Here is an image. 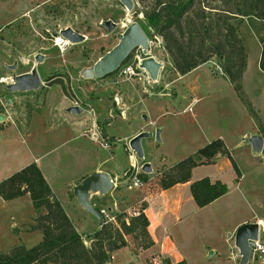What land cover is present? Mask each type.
Masks as SVG:
<instances>
[{
	"label": "crops",
	"instance_id": "crops-1",
	"mask_svg": "<svg viewBox=\"0 0 264 264\" xmlns=\"http://www.w3.org/2000/svg\"><path fill=\"white\" fill-rule=\"evenodd\" d=\"M167 60L168 65H171L167 72L170 76L163 78L158 69L156 79L152 80L155 84L152 86H157L158 89L152 87L147 94L155 98L177 97L178 95V100L176 102L171 100L159 103L149 102L143 110L135 111L129 108L128 111L120 110L122 111L120 114L115 110L113 113L114 107L108 106L106 114H110L108 116L111 118L107 123L115 125L116 134L105 133L101 124L98 123V118L95 117L96 112L91 102L97 97V85H84L80 90H75L80 93L81 105L71 101L63 92H60L62 98L58 104L46 103L44 100L40 104L30 100L23 104L14 99L8 107H5L8 113H0V180L24 165L34 162L74 228L80 233L84 244L88 245L89 235L99 226V222L92 213L78 204L72 194V187L83 176L91 172L105 171L110 176L113 185L103 194H91L89 200L92 206L95 209L104 208L111 215L116 212L131 215L133 211L137 212L143 206L142 211L147 219L145 229L152 241L148 247L161 255L169 264L179 260L190 264L193 257L206 259L212 256L226 264H237L236 250L232 248L231 243L229 253L225 257L218 254L214 246L203 241L199 244L197 235L190 228L191 217L201 208L225 196L230 189L239 188L242 173L238 168L239 163H236L233 158L232 149L244 148L243 151L246 156H249L250 163L264 170V137L251 114L247 112L245 103L238 106L241 110L240 117L245 121L243 126L237 128L236 111L234 112L232 107L228 111L225 101L222 108L224 107L230 115L226 118L227 123L224 125L221 123L218 127L202 126L200 118H202L201 112L204 107L202 104L198 105L202 95H196V93L202 87L206 92L213 90L219 92L223 88H233L232 83L221 69L217 71V68H213L210 59L184 73L177 72L169 58ZM246 67L245 62L241 85ZM83 94L84 97H82ZM72 104L79 106L81 110L76 113L68 111L67 107ZM120 104L123 106L122 102ZM196 104L197 107H195ZM119 106L121 105H115L118 109L122 108ZM111 113L114 115L112 116ZM168 114L175 116L172 135L177 142L176 147L188 151L181 156L178 152L174 158L177 159L175 161L161 160L160 155L162 154L153 160L150 154L151 145L160 140H167L169 137V125L172 123ZM128 115H132L133 122L129 120ZM232 115L234 123H232ZM10 116L11 121L8 119ZM261 123L264 124L262 121ZM155 128L159 129V140L154 139ZM141 130L151 133L149 137L140 140L142 158L150 166L149 177L153 174H160L161 171L169 172L172 163L194 153L197 148L214 138L221 139L226 152L216 153L205 162L191 166L188 180L176 181L167 187L160 186L147 196L143 186L131 187L123 176L127 168L133 165L139 167L138 165L141 164L127 143L132 135ZM246 133H257L263 137L262 148L259 152L252 151L250 144L243 141L242 137ZM110 136L112 139L106 142L104 137ZM104 150L112 154L104 155ZM249 154L257 155L258 159H254ZM228 175L230 178H227ZM203 176L211 182L218 179L225 183L227 190L206 204L197 206L191 195L189 184ZM260 177L264 180V173ZM227 179H230L229 184H226ZM15 207L18 210H10ZM0 208L6 209L9 215H16L15 217L20 221L17 227L20 231H34L36 237L41 238L40 230L28 228V224L35 215V210L27 192L9 199H3L0 196ZM257 208L259 214H252L240 221H257L260 232L261 227H264V202L262 200L257 203ZM209 248L212 249L209 250ZM143 257L127 245H122L111 251L105 264H147Z\"/></svg>",
	"mask_w": 264,
	"mask_h": 264
},
{
	"label": "rangeland",
	"instance_id": "rangeland-1",
	"mask_svg": "<svg viewBox=\"0 0 264 264\" xmlns=\"http://www.w3.org/2000/svg\"><path fill=\"white\" fill-rule=\"evenodd\" d=\"M149 1L132 0V7L127 9L119 0H0V113L7 114L5 107H8V104L12 103L14 99L23 104L28 100L39 102V104L43 100L46 103L58 104L62 98L60 92H63L71 101L81 105L80 93L75 90H80L84 85H97V97L91 102L96 112L95 117L98 118V123L101 124L105 133L116 134L115 125L107 123L111 118L108 116L110 114H106L108 106L112 105L114 107L112 112L114 113L115 110L120 114L122 113L120 110L129 108H133L135 111L143 110L149 102L159 103L167 100L176 102L178 95L177 97H151L147 92L155 84L150 78L146 80L142 75L122 77L118 74L117 68L100 77L78 78L79 70L91 65L102 53L113 46L117 41L116 33L120 32L124 25L130 21H136L148 38L145 55H151L161 63L159 72L163 78L170 76L167 72L171 65H168V57L163 49L162 39L147 25L142 14L143 8L149 4ZM104 20L112 21L113 27L107 30L102 24ZM233 23L246 53L247 67L242 85L240 78V86L258 117L264 122V72L258 66L259 51L264 45V18L244 15L235 18ZM66 26L84 34V38L77 42L64 41L59 30ZM58 38L63 40L59 44L56 43ZM37 53L42 55L41 61H36ZM136 53H138V49L132 48L122 62L131 59ZM142 55L145 56L144 53ZM210 60H212L213 68L221 69L218 59L211 57ZM13 62L16 63L14 68L6 66ZM32 65L36 67L41 80L40 85L34 89L12 91L11 101L6 102L5 95L8 91L5 84L11 81L13 74L29 71ZM154 88L158 89L157 86ZM130 89L133 90L130 91ZM204 90L205 88L202 87L196 93V95H202L198 102V105L202 104L204 107L201 112L202 118H200L202 126L218 127L221 123L226 124V118L230 116L226 109L231 107L234 112L236 111L237 128L243 126L245 121L240 117L241 110L238 106L244 105V101L234 87L223 88L219 92ZM224 101L226 109L222 108ZM120 102L123 103V106ZM115 105H121L119 107L122 108L118 109ZM111 115L114 114L111 113ZM167 116L172 123L169 125V137L167 140H160L151 145L150 154L153 160L162 154L160 155L161 160L175 161L177 159L174 158L178 152L181 156L188 151L176 147L177 142L172 135L175 116L174 114ZM128 117L133 122L132 115H128ZM231 118L234 123V116L232 115ZM8 119L11 121V116ZM262 125L264 126L263 123ZM104 139L107 142L112 137H104ZM243 149H232L233 158L236 163H239L238 168L242 173L239 188L230 189L225 196L213 204L201 208L191 217L190 228L197 235L199 244L203 241L214 246L222 257L229 253V245L233 243V231L238 224L242 223L240 220L250 217L252 214H259L257 203L260 200L264 202V180L260 177L264 170L251 164L249 156L245 155ZM107 151L104 150V155L112 154ZM249 155L258 159L257 155ZM138 162L142 164L144 158H139ZM141 164L138 165L136 174L141 181L138 187L143 186L142 188L148 196L160 187L159 179L165 172L161 171L160 174H153L149 177V171L144 172L140 169ZM134 170L135 165L127 168L126 175H123L129 183V173ZM227 178H230L229 175ZM229 180L227 179L226 184H229ZM131 187L135 186L131 185ZM10 210L18 209L15 207ZM9 214L6 209L0 208V251L8 250L15 242L28 247L39 240L34 231H20L17 228L20 221L17 220L16 215ZM128 215L126 213L125 220ZM112 216L113 219L110 221L115 223L114 215ZM259 236L264 240L262 230L259 232ZM124 237L126 241L124 245H127L135 253L143 255L147 264H169L162 256H160L161 263L153 262L147 258L149 253L155 258H159V256L151 248L142 247L143 241L140 235L135 239L130 234H124ZM232 248H234L233 245ZM214 257L206 259L193 257L190 264H226Z\"/></svg>",
	"mask_w": 264,
	"mask_h": 264
},
{
	"label": "trees",
	"instance_id": "trees-1",
	"mask_svg": "<svg viewBox=\"0 0 264 264\" xmlns=\"http://www.w3.org/2000/svg\"><path fill=\"white\" fill-rule=\"evenodd\" d=\"M142 14L147 25L160 35L163 49L177 72L184 73L211 57L219 60L222 72L243 99L264 137V126L240 86L246 53L233 23L244 15L264 18V0H150ZM258 66L264 71V45L259 51ZM225 152L221 139L210 140L172 163L170 171L159 179L160 186L188 180L191 166ZM189 189L197 206H202L227 187L218 179L211 182L203 176L191 181ZM26 192L35 210L28 228L40 230L41 238L28 247L18 243L0 251V264H105L111 251L125 244L124 234L133 239L140 235L142 247L152 243L141 206L127 220L125 212L114 214L115 223L101 218L99 226L89 235V244H84L34 162L0 180L3 199ZM262 234L264 237V228ZM172 264L187 263L179 260Z\"/></svg>",
	"mask_w": 264,
	"mask_h": 264
},
{
	"label": "water",
	"instance_id": "water-1",
	"mask_svg": "<svg viewBox=\"0 0 264 264\" xmlns=\"http://www.w3.org/2000/svg\"><path fill=\"white\" fill-rule=\"evenodd\" d=\"M127 9L132 7V0H119ZM102 24L106 27L107 30L113 27V22L110 20H104ZM61 37L66 39L69 42L81 41L84 38V34L79 33L66 26L59 30ZM117 41L111 46L108 50L102 53L91 65L82 67L79 70L78 78H92L100 77L105 74L110 73L116 69L123 59L128 55L132 48L139 46L144 55L147 52L148 38L145 33L142 31L140 26L136 21H130L124 25L123 29L120 32L116 33ZM36 61L42 60V55L37 53L35 55ZM160 62L156 60L151 55H145L139 66L142 67L148 77L151 80H155L157 77L158 69L160 67ZM8 68H14L16 63L6 65ZM219 71V68H217ZM41 83L39 75L37 73L36 67L31 66L29 71L21 72L18 74H13L11 81L5 84V87L8 91L5 95L6 102H10L12 99V91L16 90H28L37 88ZM67 110L76 113L81 109L77 105H69ZM151 133L147 130H141L134 135H132L127 143L130 149H132L135 155L138 158H142L143 151L141 147L140 140L144 137H149ZM154 139L159 140V129H154ZM243 141L248 142L252 151L259 152L262 148L263 137L257 133H246L242 137ZM140 169L144 172L150 170L149 163L144 161ZM113 183L105 171H94L85 176H83L77 183L72 187V194L75 197L81 207L92 213L97 221L100 222L101 217L97 209H95L89 198L91 194H103L107 192ZM264 227H261V230ZM259 232V223L257 221H246L238 224L233 231V243L236 250V255L238 257L237 264H246L250 248L249 240L256 239Z\"/></svg>",
	"mask_w": 264,
	"mask_h": 264
},
{
	"label": "built area",
	"instance_id": "built-area-1",
	"mask_svg": "<svg viewBox=\"0 0 264 264\" xmlns=\"http://www.w3.org/2000/svg\"><path fill=\"white\" fill-rule=\"evenodd\" d=\"M137 49L138 53L134 54L131 59L119 64V66L117 67L118 74L122 77L142 75L146 80H149L146 71L139 66V63L144 56L142 55V51L139 46H137ZM137 171V166H135V170L130 171L129 173L130 184L135 187H138L141 183L140 179L136 175ZM123 174L126 175L125 171ZM98 213L101 215L103 221H110L113 219V216L111 214H108L104 208H99ZM135 213L136 211H133V214ZM249 248L250 253L246 264H264V240L259 236V234L256 239L249 240ZM156 255L159 256V258L161 256L158 253H156ZM147 258H149L153 262L161 263V258H155L151 255V253L147 254Z\"/></svg>",
	"mask_w": 264,
	"mask_h": 264
},
{
	"label": "bare ground",
	"instance_id": "bare-ground-1",
	"mask_svg": "<svg viewBox=\"0 0 264 264\" xmlns=\"http://www.w3.org/2000/svg\"><path fill=\"white\" fill-rule=\"evenodd\" d=\"M62 39H63V38H62ZM62 39L58 38L57 41H56V43L59 44V43L62 42L63 40L67 42V40H65V39L62 40ZM260 223H261V222H260Z\"/></svg>",
	"mask_w": 264,
	"mask_h": 264
},
{
	"label": "flooded vegetation",
	"instance_id": "flooded-vegetation-1",
	"mask_svg": "<svg viewBox=\"0 0 264 264\" xmlns=\"http://www.w3.org/2000/svg\"><path fill=\"white\" fill-rule=\"evenodd\" d=\"M135 48H137V46Z\"/></svg>",
	"mask_w": 264,
	"mask_h": 264
}]
</instances>
